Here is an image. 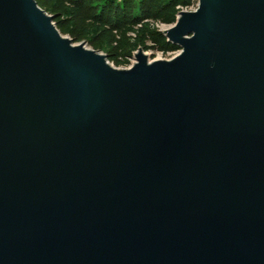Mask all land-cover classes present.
<instances>
[{"label":"water","instance_id":"water-1","mask_svg":"<svg viewBox=\"0 0 264 264\" xmlns=\"http://www.w3.org/2000/svg\"><path fill=\"white\" fill-rule=\"evenodd\" d=\"M128 68L0 0V264H264V0H198Z\"/></svg>","mask_w":264,"mask_h":264},{"label":"trees","instance_id":"trees-1","mask_svg":"<svg viewBox=\"0 0 264 264\" xmlns=\"http://www.w3.org/2000/svg\"><path fill=\"white\" fill-rule=\"evenodd\" d=\"M193 0H36L49 8L57 28L69 33L72 41L95 44L99 34L116 32L118 38L107 58L124 61L138 47L173 51L178 47L168 41L156 23L173 25L178 12ZM42 7V6H41Z\"/></svg>","mask_w":264,"mask_h":264},{"label":"rangeland","instance_id":"rangeland-1","mask_svg":"<svg viewBox=\"0 0 264 264\" xmlns=\"http://www.w3.org/2000/svg\"><path fill=\"white\" fill-rule=\"evenodd\" d=\"M119 1V0H118ZM41 8L44 9L48 14H51L49 12V8L47 6H49V4H47V6L40 4ZM198 5V0H193L192 4L183 7L182 10H186V11H192L195 10L196 7ZM54 22V21H53ZM171 25H161L160 29L164 30L166 28H169ZM59 30V32L65 36V37H70L69 33L66 32L64 29L61 28H57ZM118 38V34L116 32H112V33H108L107 35L104 34H99L98 37H96V41L95 44H90L88 41L86 40H76L74 41V43H80L82 42L87 48L90 49H94L98 52L104 53V54H111L113 53L112 51V46L114 45V40ZM180 50L176 49L173 51H161L157 48H152V49H148V50H144L145 54L148 57V60H154V59H170L173 56H175ZM134 53L135 51H133L132 56H130L128 58V61H124L121 57H109V59L107 58L109 64H111L112 66L116 67V68H128L130 65H132L134 63Z\"/></svg>","mask_w":264,"mask_h":264},{"label":"built area","instance_id":"built-area-1","mask_svg":"<svg viewBox=\"0 0 264 264\" xmlns=\"http://www.w3.org/2000/svg\"><path fill=\"white\" fill-rule=\"evenodd\" d=\"M162 24H158V23H156V26L158 27V28H160V26H161ZM131 66V65H130Z\"/></svg>","mask_w":264,"mask_h":264},{"label":"bare ground","instance_id":"bare-ground-1","mask_svg":"<svg viewBox=\"0 0 264 264\" xmlns=\"http://www.w3.org/2000/svg\"><path fill=\"white\" fill-rule=\"evenodd\" d=\"M172 26V25H171ZM135 61V60H134Z\"/></svg>","mask_w":264,"mask_h":264}]
</instances>
